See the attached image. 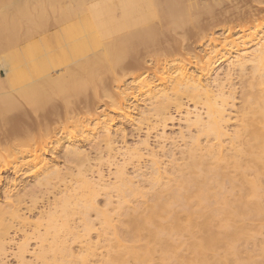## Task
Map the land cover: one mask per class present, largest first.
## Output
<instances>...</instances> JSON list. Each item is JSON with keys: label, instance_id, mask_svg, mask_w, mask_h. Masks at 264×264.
Masks as SVG:
<instances>
[{"label": "bare ground", "instance_id": "1", "mask_svg": "<svg viewBox=\"0 0 264 264\" xmlns=\"http://www.w3.org/2000/svg\"><path fill=\"white\" fill-rule=\"evenodd\" d=\"M207 2L202 3L205 5L200 3L202 7L205 6L203 11L202 7L198 8V0H90L85 13L59 12L61 17L55 18L53 22L46 21V18H43L46 14L40 17L39 13L33 31V38L37 36L38 39V36H41L37 42H14L13 37L17 35L14 31L18 29L14 24L17 22L13 20L16 29L13 26L14 31L11 29L15 35L10 32V25H2L5 19L3 5L0 10V31L4 34L5 31L3 33L2 30L7 28L13 36L10 34L12 37L7 39L9 42L3 37H6V34L2 35L3 38L0 36V41L5 40L0 42V50L6 51V55L0 53V71L4 74L0 75V170L10 167L15 173L31 171L34 183L27 185L28 188H17L12 193L18 185L15 179H10L8 185L3 188L0 199V250H4L6 232L15 222L22 226L28 223L29 218L21 212L22 205L28 202L29 205L25 208L31 214L40 196L44 197L48 193L59 194L53 197L47 211L38 212L39 222L34 224L33 230L37 232H34L39 241L36 257L41 264H62L61 262L72 254L68 236L79 238L82 235L77 229L79 226L72 223L74 216L82 223L83 234L92 227L88 217L89 210L95 211L106 227L111 226L112 218L108 210H99L95 205V198L101 189H114L119 204H123L131 193L139 192L132 176L128 175L127 165L137 162L133 165L132 172L140 176L142 172L138 163L145 151L150 157L147 167L150 185L160 189L153 193L150 202L145 206L125 213L124 236L131 243L124 244L123 241L117 240L104 264H145L152 260L156 252L158 262L155 264L240 263V244L251 239L257 232L256 227L251 226L249 221L264 222V32L257 42H253V48L249 51L247 48L251 46L250 40L242 42L241 53H238L240 45L232 44L230 48L236 50L237 55L229 60L223 76L216 75L211 78L214 66L219 63L216 64V60H212L208 55L203 61L196 60L190 72L187 70L190 63L188 58L167 60V51L172 49H167V40L163 42L158 39L160 33L155 27L158 25L153 21L158 16L157 8L160 15H165L167 10L169 14L179 7L185 11V16L194 17L196 25L199 22L213 25L222 17L214 16L210 1ZM15 4L14 7L19 8V4ZM205 13L213 18L206 21L203 18L200 21L201 14ZM195 14L200 16L195 18ZM222 16L224 21L230 16L253 15L250 11L237 9L224 12ZM56 19H59L58 23L61 20L67 22V27L64 26L62 30L61 21L58 27L63 32H58L61 34L59 39L54 40L58 38L56 32V36L52 33L54 42H45V32L56 26ZM160 19L163 22L160 16L157 21ZM224 27L231 34L237 30L238 25ZM199 28L198 26L197 29ZM187 33L195 34L192 31ZM62 36L64 38H61V41ZM162 48L166 50L158 52ZM145 58L148 61H145ZM142 62H149V65L158 69L157 80L161 82L160 87H157L153 85L154 81L145 79L137 87L139 92H147L149 106L140 112L138 110L140 117L137 121L135 118L134 120L138 124L146 125L147 137L139 145L120 152L121 163L115 157L119 151L115 154V138L111 135L107 121H103L101 134H90L91 138L86 134L83 138L88 144L93 138H98L97 147L102 146H99L100 142L105 144L107 153L102 154L107 155V158L101 160L105 155L102 158L99 155L98 161L101 163L106 160L109 167H115L114 180L112 179L111 183H107L98 170L99 167L96 168V178L87 176V172L92 173L91 159L85 148L77 144L79 140L74 136L68 137L66 134L69 143L61 154L65 162L75 163V169L68 166L67 172L63 173L57 163L39 158L41 154L38 155V150L41 151L49 144L57 146L62 140H51V124L60 121L58 126H63V129L68 125L78 126L82 121L79 114L84 107L86 114H92L88 112L93 109V99L105 98V105L107 102L113 110L120 111L124 118L133 119L130 103L125 104L131 101L127 97L132 92L125 93L121 90L115 96L111 95L108 92L109 79L105 81L98 75L108 71L113 79H117L118 73L125 75L129 69L142 68L145 64ZM247 68L249 79L247 87L241 92L240 123L230 132L228 128L234 91L230 84L227 88L226 83L231 81L233 72L238 71L245 75ZM88 86L92 88V98L83 96ZM184 98L194 103L193 110L184 108ZM172 107L177 113L184 115L181 120L189 138L186 153L190 158L187 164L188 174L181 175L173 187L161 183L163 172L160 161L156 152L149 148L147 140L151 131H155L160 140L167 139L165 128L173 119ZM35 132H38L37 137ZM200 137L214 141L204 149L207 155L216 159L213 164H208L203 159L204 155L198 154L202 150L199 145ZM182 138L185 141V137ZM225 138L232 143L233 155H228L223 148L222 142ZM53 148L51 147L52 150ZM52 150L53 154L55 148ZM103 150L101 148V151ZM162 153L171 154L163 149ZM231 158V166L235 170L233 175L225 171ZM67 180H73L75 185L67 184ZM57 182H62L64 189L54 192L52 190ZM225 182L230 184L232 190L235 188L237 191L231 198L219 191ZM103 191L105 203L108 205L111 203L109 191ZM39 229L42 232H39ZM25 246L21 244L18 248L21 263L23 258L21 260L20 257L24 256L22 252H25ZM241 263L264 264V245L260 246L256 253H248Z\"/></svg>", "mask_w": 264, "mask_h": 264}, {"label": "rangeland", "instance_id": "2", "mask_svg": "<svg viewBox=\"0 0 264 264\" xmlns=\"http://www.w3.org/2000/svg\"><path fill=\"white\" fill-rule=\"evenodd\" d=\"M4 1L3 0L0 1V10H2L1 8L5 6L4 7L5 9H3V18L5 19L3 20L2 25L3 24H4L3 26L10 25L11 28L9 27V29L13 30L12 26H13L14 21H16L17 23H15L14 25L15 27L18 26V29L15 31L13 30V31L14 33L16 32L15 33L17 34L16 36H18V34L20 33L21 34L19 36L22 35L21 37L18 36L17 38L16 36H14L13 37V39L15 40L14 42H35V41L37 42L38 39L41 38V36L40 38L38 36V39H36L37 36L33 38L35 36V35L33 36L34 34L33 31L36 28L35 23L37 24V20L39 19V17L37 18V15L39 13L41 14L40 17H43V15L46 14L45 15L46 17L44 16L43 18H46V21L48 22L49 21L53 22L55 18L61 17L60 13L63 11L85 13L87 7L90 4V0H18V1L17 0H4ZM199 1L200 0H198V3ZM202 1H205V0H201L200 2L201 4L202 3L206 4V1L208 2L210 1L209 2L210 3L209 5H211L210 9L215 13L214 16L221 15L222 17L221 20H219L217 23L213 25H208L207 22L201 23L198 21L199 23H197L196 25V23L194 22V17L192 15H191L192 17H190V15L185 16V13H184L185 11L179 7L178 9L174 10L173 13L168 14L167 13L168 10H167L165 12L166 13L165 15L164 14L160 15V10L159 8H157L156 13H158L157 14L158 16L154 18L155 20L153 21H155V25H158V27L155 25L154 26L156 27L157 32L159 31L160 33L159 34L160 38L158 39H162L163 42L167 40L165 44L169 42L168 44L170 45V46L169 45L167 46V49L169 47L172 49V50L170 49L171 51H167L169 52L166 55L167 60H173L176 58L177 59L188 58L190 63L187 65V70L190 72L193 70V65L195 64L196 60L203 61L206 59V55H208L209 57H211L212 60H216V64L219 63L218 65L214 66V70L211 73V78H214L216 75L221 77L223 76V73L225 72L227 66L229 65V60L231 61L232 58L235 55H237L236 50L231 49L230 46L232 44L240 45V52L238 53H241L242 42H246L247 40H250V42L252 43H251V46L247 48L249 51L253 48L252 47L253 42L254 43L257 42L259 40L260 35L263 34L264 32V0H206L205 2H202ZM3 3H7L8 5L3 4ZM14 3H16L15 5L19 4L20 9L16 8V6L14 7ZM200 3L198 4V8L202 7V5H205V4L201 5ZM204 7H202V9ZM22 9H24L23 10L24 12L21 11ZM237 9L242 10V11H250V13L253 16L252 17L230 16L229 18H225V20L222 21V19L224 18L222 14L224 12H229V11L232 12ZM204 10L205 9H203V11ZM9 12L14 16H12L11 14L8 15ZM52 12H54V14ZM15 13H18V15ZM47 13H48V16H47ZM49 14H51L50 15L51 18ZM195 15H196L195 18H197V16H200L198 14H195ZM0 16H2V14ZM159 16L160 18H162L163 22H161V19L159 21L160 23L157 21L159 20ZM201 16L202 18L200 17V21H202L201 19L203 18H204V21L213 18V17L208 16L206 13L205 15L201 14ZM8 17L10 19H8ZM20 20H21V23H20ZM31 20L32 22H30ZM57 20L59 21V19H56V21ZM58 21L55 22L56 24V26L54 25L55 27H52L51 29L45 32V37L43 36L44 37L43 40L45 42H49V41L54 42V40H58L59 36L61 35L60 33L63 30L62 28H64V26L67 27L66 26L67 22L65 23V21L63 22L61 20L62 21V25H61V21L60 23H58ZM156 22H158V24H156ZM58 24L61 25L59 26L61 27L62 30H60V27H58ZM69 24L70 22H68V25ZM150 24H152V22H150ZM233 24L238 25V28L236 31L229 34L227 32V29L224 27V25H233ZM195 25L197 27L199 26L200 30L197 29ZM141 26L143 25L141 24ZM131 28H133V26ZM134 28L137 29L136 27ZM9 29L8 31H10ZM12 30L10 32L14 34ZM2 31L3 33L5 31L4 34H6V37L5 36L3 37L6 39V42H9L8 41L9 37L12 34L7 31V28L6 30H2ZM187 31L195 32V34L189 35ZM56 32L57 33L60 32L58 33V36H56L57 35ZM1 33L2 32L0 31V36L2 37V35L4 34H1ZM52 33L54 36L58 38L54 39ZM46 34L47 35L49 34V36H47ZM63 36L60 37V40L61 38H64ZM46 37H48V39ZM50 37L52 40L51 39L49 40ZM99 39L101 40L100 37ZM60 40L59 42L62 41ZM4 41L5 40L3 41L1 40L0 42H4ZM104 41H108V40H104ZM159 42H161V40ZM177 43H178V46H177ZM173 48H175V50ZM165 50L166 48H162L158 52H161V51L164 52ZM228 52L230 53L228 54ZM0 53L1 54L5 53L4 55H6V51L4 50H0ZM222 55L224 56L222 57V60H221ZM148 59L146 60L145 58V61H148ZM142 63H145V62H142ZM157 71L158 69H155L153 65H149V62H147V64L145 63L144 65H142V68H136L132 70L129 69L128 71L125 72V75H121V73H118L117 79H113L111 77V73L108 71L100 72V74L98 75L99 78H102L105 81L109 79L108 92L111 95L114 94L115 96V94L120 93L121 90H124L125 93L132 92L127 97L131 101H127L128 103L125 102V104L130 103L129 106L131 107L130 108L132 111L131 116H133V119L132 118L127 119V117L124 118V115L120 111L116 109L113 110L112 106L108 104L107 102L105 105V103L103 102L105 98H101V99L99 98L97 100L91 99L93 103V109L91 110V112H88V113H92L90 115H93V116L86 114L87 113V112L85 113L86 108L84 107L82 112L79 114V117L82 121L78 123V126L72 127L68 125L64 127L63 129V126L61 127L58 126L60 121L58 123L56 122V124L55 123L51 124L52 125L51 126L52 127L51 140L55 138L57 139L62 138V140H60V143L57 144V146H54V145L52 146L49 144L46 147H44L41 151L38 150L37 152L38 155L41 154L39 158L41 157V158L46 159L47 161H51L52 163H57V165L63 170V173L67 172L66 168L68 166L75 169V163L65 162L61 154L65 146L67 145V143H69L67 138L74 136L79 140L77 144L82 145L83 148H85L86 154H88L89 158L91 159L90 165H91L92 170L90 171H92V173L87 172V176L96 178L95 177L97 174L96 168L99 167L98 170L103 174L107 183L110 181L112 182L114 180L113 172L115 170V167L114 166L109 167L108 162H106V160L102 161L101 163H99L100 161H98L99 155H101L100 157L102 158L107 153V151L105 152L106 148H104L105 144L103 143L104 144L103 146V144L100 142L99 146L101 145L102 146L97 147L96 142H98L97 141L98 138H93V140L89 142L90 144L84 141L83 138L84 136H86V134H88L87 136H89L90 138L92 137V135H94V133H95V136L101 134L100 129L104 126L103 121L105 122L107 121L108 127L110 128V131H111V135H113L115 138V141L113 142L115 144L113 145L115 146L114 151L116 150L115 154H117L118 153L117 151H119V153L117 154V156L115 155V157L116 159H118L117 161L121 163L122 154H120V152L121 153L125 152L129 148L139 145V143L147 137L146 125L138 124V122H136L137 121L136 119L140 117L138 110L140 112V110H145L146 108H148L149 101L146 98L147 92L140 91L142 93L141 94L137 90V87L139 86L140 82L145 79L154 81L153 85L154 86L157 85V87H160L161 82L157 80L159 76ZM0 75L4 76L2 71H0ZM248 75H249V68L246 69L245 75L244 74L241 75L238 71H235L232 74L231 81L229 83H226L227 88L230 84L232 90L234 91L233 106L231 107V113H230L231 120L229 122V128H228L230 132L234 131L237 128L238 124L240 123V118L242 114L241 92L247 87V81L249 79ZM91 93H92V88L91 86H88L86 87L83 93L84 94L83 96L87 95L90 98L92 96ZM183 101L185 103L184 105L185 109L188 108L189 110H193L194 103L192 101H189L186 98H184ZM135 106H136V109H134ZM87 115L90 117H88ZM183 116L184 115L177 113V111L172 107L171 117L173 119L167 123V127L165 128V135L167 136V139L160 140L156 136L157 134L155 133V131L149 132L148 138H147L149 148H152L156 152L158 159L160 161L161 171L163 172L161 183L168 184V186H172V187L176 185L177 180L179 179L181 175H186L189 172L187 164L189 163L190 158H188L187 153H186L187 152L186 145L189 142V138L186 136V129L184 128V122L183 120H181ZM134 118L136 121L134 120ZM90 128L94 132H92ZM82 131H84V133H82ZM66 134H68L69 136ZM37 136H38V132L37 133L35 132V137ZM63 137H66V138L64 139ZM182 137H185L184 138L185 141L183 140ZM212 143H214V141L207 140L204 137H200L199 139V145H200V148H202V150L199 151L198 154L204 155L203 159L208 164H213L214 162H216L215 158L210 157L204 152V149L206 148V146ZM222 145H223L225 152L228 153V155H233L234 153L233 146H232V143L228 141V139L225 138L222 142ZM51 147L52 148L54 147L55 150L53 148L54 150L53 151ZM95 147H97V149ZM101 148L102 150L103 149L104 150L101 151ZM50 149L53 151V154L51 153ZM162 149L170 152L171 154L169 155V153L168 154L162 153ZM97 150L100 151L101 154H99L100 152L98 153ZM102 152L105 154H102ZM144 154L145 155L139 160V163H138L139 167H141V172H142L140 176H137L136 174L132 172L133 165L136 164L137 162H135L132 165L131 164L127 165L128 175L132 176L134 180V184L137 186L139 192L131 193L128 197L125 198V202L123 204H119L117 202L118 197L116 195L115 190L112 188L101 189L99 191V194L95 198V205L97 206L99 210H108L109 215L112 218L111 226L106 227L102 223L101 219L96 215L95 211L89 210L88 217H89V220L91 221L92 227L86 234H83L81 230L83 228V225L81 222H79V219L77 218V216H74V219H73L74 222L72 223L75 225L77 224L79 226L77 229L78 231H80L79 234H82V235L80 236L81 238L80 237L76 238L73 235L68 236L67 239H68V243L71 248L72 254L70 257L65 258L61 262L62 264H104L105 260L107 259L108 253L112 251V247L116 244L117 240L123 241L122 243L124 244L131 243L124 236V228H125L124 222L126 219L125 213L134 208L145 206L147 203L150 202L153 193L160 189L157 186L150 185L151 179L149 176V168H147L149 167V164H150V157L147 156V153L145 151H144ZM106 156L107 155H105L101 160H104V158L106 159L107 158ZM29 159L30 158H28V160ZM231 162H232V158L228 161L227 169H225V171L228 172L230 175H233L235 173V170L232 168ZM0 179H1L0 199H2V192L4 190L3 188H5L8 185L10 179H15L14 181H16L18 185L12 191V193L15 192L17 188L22 189L24 186L28 188L29 185H32L34 183L33 174L31 171H26V172L23 171V173L22 172L15 173L14 170L10 167L5 170H0ZM69 183L72 184L73 186L75 185L73 180H71L70 182H68L67 180V184ZM59 189L60 190L64 189L62 182H57V184L55 185V188L52 191L57 192L59 191ZM107 189L109 191V195L111 199V203L108 205H106L105 203L106 197H105V192L103 191ZM219 191H221L220 193L225 195L227 198H231L232 194L234 192H237L235 188L233 190L231 189L230 184L228 182H225L222 189ZM54 196H59V194L54 195L53 193H48L44 197L40 196L36 204V208H34L31 211V214L27 212L25 208L29 205L28 202L27 204L21 206L23 208L21 212H24L25 216L29 218L28 223L25 226H22L21 224L15 222L7 230L6 232L7 237L5 236V240H4L5 245L3 244L4 250L3 251L0 250V264L2 263L3 264H41L40 260L36 257V254L39 248V244H38L39 241L35 238V233L37 232L34 231L33 229H34V224L36 222H39L38 217H37L38 212L47 211L49 203L53 201ZM249 224L251 226L256 227L257 232L254 234V236L251 239H249L246 242H242L240 244L241 254L239 257L240 258L239 264H243L241 263V261L242 259L246 258L248 253L250 254L256 253L258 249L260 248V246L264 245V222H257V221L250 220ZM40 229H39V232H42V230L40 231ZM184 238L186 239V237ZM21 244L26 245L25 252L24 251L22 252L24 253V256L22 255L23 257H20L21 260L23 258L22 260L23 263H21V261L19 260V256H18L20 253L18 248ZM87 247L89 248L88 250H87ZM157 258H158V252L154 254L151 261H148L145 264H155L158 262Z\"/></svg>", "mask_w": 264, "mask_h": 264}]
</instances>
